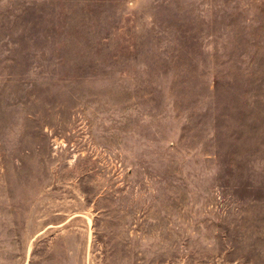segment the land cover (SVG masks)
<instances>
[{
    "label": "rangeland",
    "instance_id": "rangeland-1",
    "mask_svg": "<svg viewBox=\"0 0 264 264\" xmlns=\"http://www.w3.org/2000/svg\"><path fill=\"white\" fill-rule=\"evenodd\" d=\"M0 264H264V0H0Z\"/></svg>",
    "mask_w": 264,
    "mask_h": 264
}]
</instances>
